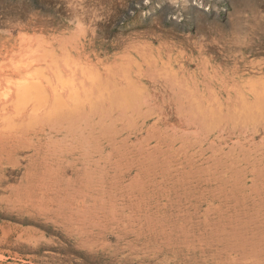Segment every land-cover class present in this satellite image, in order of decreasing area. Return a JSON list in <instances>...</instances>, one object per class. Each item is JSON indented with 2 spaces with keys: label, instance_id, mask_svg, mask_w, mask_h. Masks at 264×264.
Wrapping results in <instances>:
<instances>
[{
  "label": "rangeland",
  "instance_id": "374dc122",
  "mask_svg": "<svg viewBox=\"0 0 264 264\" xmlns=\"http://www.w3.org/2000/svg\"><path fill=\"white\" fill-rule=\"evenodd\" d=\"M74 1L0 0V64L53 46L119 109L90 159L62 138L0 152V264H263L264 0Z\"/></svg>",
  "mask_w": 264,
  "mask_h": 264
},
{
  "label": "bare ground",
  "instance_id": "6f19581e",
  "mask_svg": "<svg viewBox=\"0 0 264 264\" xmlns=\"http://www.w3.org/2000/svg\"><path fill=\"white\" fill-rule=\"evenodd\" d=\"M76 1V0H75ZM74 1V2H75ZM185 1V0H184ZM72 2V1H71ZM82 2V1H81ZM99 2V1H98ZM70 3V2H69ZM77 3V2H76ZM72 4V3H70ZM79 3H77L78 5ZM100 5V4H99ZM186 5V4H185ZM70 6V5H69ZM83 7V6H82ZM85 7V6H84ZM71 8V7H70ZM74 8V6H73ZM79 8V7H78ZM91 9V8H90ZM93 9V8H92ZM91 9V10H92ZM83 10V9H82ZM81 10V11H82ZM99 10V9H98ZM32 11V10H31ZM25 12V11H24ZM168 12V11H167ZM83 14V13H82ZM55 15V14H54ZM69 15V14H68ZM84 15V14H83ZM90 15V14H89ZM44 16V15H43ZM73 16V15H72ZM17 17V16H16ZM72 18V17H71ZM84 19V17H82ZM88 18V16H87ZM13 19V18H12ZM17 19V18H15ZM73 19V18H72ZM90 19V18H89ZM12 21V20H11ZM84 22V21H83ZM17 23V21H16ZM19 23V22H18ZM53 23V22H52ZM67 23V22H66ZM78 23V22H77ZM89 23V22H88ZM12 24V23H11ZM4 25V24H3ZM81 27V26H80ZM236 27V26H235ZM77 28V27H76ZM86 28V27H84ZM13 29V28H12ZM74 29V28H73ZM4 30V29H3ZM81 30V29H79ZM239 30V29H238ZM35 31V30H34ZM83 31V29H82ZM19 33V32H18ZM84 33V32H83ZM75 34V33H74ZM94 34V33H93ZM39 35V34H38ZM29 36V35H28ZM80 36V35H79ZM30 37V36H29ZM161 37V36H160ZM35 38V37H33ZM32 38V39H33ZM70 38V37H69ZM74 38V37H73ZM42 39V38H41ZM63 39V38H62ZM67 40L68 37L66 38ZM166 39V38H165ZM35 40V39H34ZM72 40V39H71ZM76 40V39H74ZM133 40V39H132ZM37 41V40H36ZM31 39L25 40L18 51H9L2 56L0 64V152L6 151L7 146H18L19 143L41 144L48 139L49 142L61 139L62 142H70L72 148L70 156L82 155V150L88 155L94 148H87L81 145L84 138H92L96 134L97 121L106 122L107 119L114 120V115L110 116L107 109L118 108L117 101H109L110 94L107 95L104 87L88 82L93 71L91 67H79L75 61L59 59L56 48L47 47L42 49L41 44L31 43ZM41 42V41H40ZM44 42V41H43ZM48 42V40H47ZM51 42V41H50ZM66 42V41H65ZM180 42V41H179ZM39 43V41H38ZM67 43V42H66ZM77 43V42H76ZM144 43V42H143ZM164 43V42H163ZM44 44V43H43ZM95 44V43H94ZM135 44V43H134ZM146 44V43H145ZM148 44V43H147ZM48 45V44H47ZM65 44L61 45L62 47ZM67 45V44H66ZM70 45V43H69ZM78 45V43H77ZM81 45V44H80ZM138 45V44H136ZM144 45V44H143ZM46 46V45H45ZM51 46V45H50ZM76 46V44H75ZM82 46V45H81ZM121 46V45H120ZM130 46V45H129ZM139 46V45H138ZM3 47V46H2ZM65 47V46H64ZM60 49L63 56L72 54L68 48ZM74 47V46H73ZM140 47V46H139ZM77 48V47H74ZM232 48V47H231ZM7 49V48H6ZM11 48H9L10 50ZM172 49V48H171ZM5 50V48H4ZM59 50V49H58ZM75 50V49H74ZM128 50V49H127ZM133 50V49H132ZM138 50V49H137ZM209 50V49H208ZM77 51V50H75ZM93 51V50H92ZM142 51V50H141ZM169 51V50H168ZM128 52V51H126ZM140 52V51H139ZM79 53V52H78ZM127 54V53H126ZM161 54V53H160ZM168 54V52H167ZM61 55V54H60ZM61 57L63 58V56ZM69 56V58H70ZM201 56V55H200ZM150 57V56H149ZM71 59V58H70ZM135 59V58H134ZM79 62V61H78ZM81 62V61H80ZM79 62V63H80ZM87 62V60H86ZM125 62V61H124ZM85 63V62H83ZM127 63V62H126ZM142 63V62H141ZM94 65H96L94 63ZM101 65V64H100ZM115 65V63L113 64ZM166 65V64H165ZM93 66V64H92ZM116 66V65H115ZM151 66V64H150ZM87 68V69H86ZM95 68V67H93ZM160 68V67H159ZM98 69V68H96ZM147 69V68H146ZM205 69V68H204ZM92 70V71H91ZM95 70V69H94ZM106 70V69H105ZM136 70V69H135ZM161 70V69H160ZM215 70V69H214ZM144 71V70H142ZM146 71V70H145ZM148 71V70H147ZM154 72V71H153ZM90 73V75H89ZM94 71L92 72V74ZM145 73V72H144ZM97 74V73H96ZM107 74V73H106ZM116 74V73H115ZM122 74V73H121ZM120 74V75H121ZM156 74V73H155ZM147 75V74H146ZM151 75V74H150ZM186 75V74H185ZM156 76V75H155ZM165 76V75H164ZM181 76V75H180ZM105 77V76H104ZM107 77V76H106ZM113 76H111L112 78ZM149 77V76H148ZM203 77V76H202ZM212 77V76H211ZM93 78V77H92ZM103 78V76H102ZM115 78V77H114ZM147 78V77H146ZM150 78V77H149ZM215 78V77H214ZM126 79V78H124ZM155 79V78H153ZM94 80V79H91ZM105 80V79H104ZM128 80V79H126ZM98 81H101L98 79ZM96 81V83L98 82ZM119 81V80H117ZM156 81V79H155ZM175 81V80H174ZM200 81V80H199ZM110 82V80H109ZM116 82V81H114ZM113 82V83H114ZM158 82V81H157ZM171 82V81H170ZM194 82V81H193ZM95 83V82H94ZM100 83V82H99ZM173 83V82H172ZM182 83V82H181ZM206 83V82H205ZM102 84V82H101ZM105 85V82L103 81ZM116 84V83H115ZM122 84V82L120 83ZM168 84V83H167ZM166 84V85H167ZM171 84V83H170ZM185 84V82H184ZM107 85V84H106ZM111 85V84H110ZM109 85V86H110ZM172 85V84H171ZM108 86V85H107ZM112 86V85H111ZM162 86V85H161ZM172 87H175L172 86ZM181 87V86H180ZM110 88V87H108ZM168 88V87H167ZM171 88V87H169ZM182 88V87H181ZM113 89V88H112ZM115 89V88H114ZM118 89V87H117ZM124 89V88H123ZM153 89V88H152ZM179 89V88H178ZM185 89V88H184ZM182 89V90H184ZM180 90V89H179ZM112 91V90H110ZM177 91V90H176ZM195 91V89H194ZM193 91V92H194ZM208 91V90H207ZM126 92V91H125ZM124 92V94H126ZM165 92V91H164ZM175 92V91H174ZM183 92V91H182ZM209 92V91H208ZM113 93V92H111ZM117 93V91L115 92ZM113 93V94H115ZM154 93V92H152ZM185 93V92H183ZM121 94V92H119ZM123 94V93H122ZM173 94V93H172ZM181 94V93H180ZM151 95V94H150ZM162 95V94H161ZM175 95V94H173ZM172 95V96H173ZM177 95V94H176ZM118 96V93H117ZM122 96V95H121ZM153 96V95H152ZM156 96V95H155ZM179 96V95H178ZM177 96V97H178ZM112 97V96H111ZM114 97V96H113ZM119 97V96H118ZM165 97V96H164ZM170 97V96H169ZM176 97V98H177ZM196 97V96H195ZM202 97V96H201ZM237 97V96H236ZM116 98V95H115ZM145 98V97H144ZM163 98V97H162ZM168 98V97H167ZM200 98V96H199ZM205 98V97H204ZM235 98V97H234ZM125 99V98H123ZM157 99V98H156ZM187 99L186 97L184 98ZM201 99V98H200ZM238 99V98H237ZM143 100V99H142ZM179 100V99H178ZM125 101H128V99ZM145 101V100H144ZM150 101V100H149ZM190 101V100H189ZM188 101V102H189ZM247 101V100H246ZM108 102V104H107ZM139 102V101H138ZM137 103V102H136ZM233 103V102H232ZM231 103V104H232ZM235 103V102H234ZM129 104V103H128ZM195 104V103H194ZM158 105V104H157ZM155 105L154 107H156ZM171 105V104H170ZM229 105V104H228ZM152 106V105H151ZM168 106V105H167ZM108 107V108H107ZM125 107V106H123ZM171 107V106H170ZM231 109V106H229ZM131 108V107H130ZM141 109V107H139ZM195 108V107H194ZM119 109V108H118ZM121 109V108H120ZM126 109V107H125ZM136 109V108H135ZM159 109V108H158ZM175 109V108H174ZM107 111V112H106ZM124 111V110H123ZM127 111V110H126ZM173 111V110H172ZM208 111V110H207ZM111 113L114 112L110 111ZM119 112V111H118ZM144 112V111H143ZM158 112V111H157ZM176 112V111H175ZM162 113V112H161ZM196 113V111H195ZM109 114V115H108ZM130 114V113H129ZM169 114V113H168ZM224 114V113H223ZM230 114H232L230 112ZM125 115L124 112L122 116ZM138 115V114H137ZM156 115V114H155ZM217 115V114H216ZM121 116V117H122ZM126 116V115H125ZM124 116V117H125ZM145 116V115H144ZM224 116V115H223ZM120 117V116H119ZM120 117V118H121ZM150 117V116H149ZM147 118V117H146ZM116 120V119H115ZM129 120V119H128ZM144 121V120H143ZM164 122V121H163ZM114 124V121L111 122ZM122 123V122H121ZM126 124V123H125ZM132 124V123H131ZM103 125V124H100ZM105 125V124H104ZM118 125V124H116ZM137 126V124H134ZM124 126V125H123ZM121 127V126H120ZM154 127V126H153ZM152 127V128H153ZM117 128V127H115ZM122 128V127H121ZM124 128V127H123ZM118 129V128H117ZM125 130V129H123ZM154 130V129H153ZM168 130V129H167ZM173 130V129H172ZM117 131V130H116ZM126 131V130H125ZM141 131V130H140ZM102 133V131H101ZM117 133H119L117 131ZM116 133V135H117ZM123 133V132H122ZM121 134V133H120ZM170 134V133H169ZM123 135V134H122ZM157 135V134H156ZM102 143L94 150V153L103 155L110 151V155L117 153L114 137H107L103 134ZM120 136V135H119ZM132 136V135H131ZM165 136V135H164ZM135 138V137H134ZM159 138V137H158ZM187 138V137H186ZM107 139V144L105 141ZM126 139V138H125ZM124 139V140H125ZM143 139V137H142ZM171 139V137H170ZM173 139V138H172ZM58 140V141H57ZM116 140V139H115ZM185 140V139H184ZM199 140V139H198ZM60 141V142H61ZM126 141V140H125ZM175 141V140H174ZM186 141V140H185ZM191 141V140H190ZM87 142V141H85ZM84 142V143H85ZM157 142V141H156ZM199 142V141H198ZM142 143V142H141ZM65 144V143H64ZM86 144V143H85ZM96 144V143H95ZM135 144V143H133ZM226 144V143H225ZM26 145V144H25ZM46 145V144H45ZM53 145L47 144V146ZM124 145V144H123ZM122 145V146H123ZM160 145V144H159ZM193 145V144H191ZM47 146L45 148H47ZM49 146V147H50ZM54 146V145H53ZM65 146V145H64ZM92 147L93 144L91 145ZM130 146V145H129ZM211 146V145H210ZM224 146V145H223ZM23 147V144H22ZM34 147V146H33ZM48 147V148H49ZM67 147V146H66ZM144 147V146H143ZM142 147V149H143ZM61 148V147H60ZM123 148V147H122ZM127 148V147H126ZM11 149V148H10ZM15 149V148H14ZM26 149V148H25ZM57 149V148H56ZM130 149V148H129ZM133 149V148H132ZM141 149V148H139ZM211 149V148H210ZM16 150V149H15ZM20 150V148H19ZM43 150V148H42ZM46 150V149H44ZM59 150V149H58ZM209 150V149H208ZM14 151V150H13ZM38 151V150H37ZM57 151V150H56ZM55 151V155L56 152ZM120 151V150H119ZM145 151V150H144ZM186 151V150H185ZM234 151V150H231ZM7 152V151H6ZM48 152V151H47ZM54 152V151H53ZM52 152V154H54ZM175 152V150H174ZM205 152V150H204ZM10 153V152H9ZM14 153V152H13ZM25 153V152H24ZM64 152H62L63 154ZM212 153V152H211ZM228 153V152H227ZM230 153V152H229ZM228 153V154H229ZM61 154V155H62ZM204 154V153H203ZM109 155V156H110ZM168 155V154H167ZM175 155V154H174ZM220 155V154H219ZM226 155V154H224ZM126 156V155H125ZM211 156V155H210ZM25 157V156H24ZM162 157V156H161ZM179 157V156H178ZM216 157V156H215ZM231 157V156H230ZM245 157V155H244ZM61 158V157H60ZM165 158V157H164ZM209 158V157H208ZM212 158V157H211ZM227 158V157H226ZM108 159V158H107ZM167 159V158H166ZM210 159V158H209ZM219 159V157H218ZM221 159V158H220ZM249 159V158H248ZM73 160V159H72ZM95 160V159H94ZM98 160V159H97ZM95 160V161H97ZM214 160V159H213ZM238 160V159H237ZM240 160V159H239ZM244 160V159H243ZM260 160V159H259ZM57 161V160H56ZM75 161V160H74ZM94 161V162H95ZM99 161V160H98ZM167 161V160H166ZM209 161V160H208ZM227 161V160H226ZM253 161V160H252ZM256 161V160H255ZM62 162V161H61ZM93 162V161H91ZM127 162V161H126ZM125 162V163H126ZM144 162V161H143ZM187 162V160H186ZM205 162V161H204ZM220 162V161H219ZM237 162V161H236ZM241 162V161H240ZM246 162V161H245ZM23 163V162H21ZM217 163V161H216ZM223 163V162H222ZM231 163V162H230ZM239 163V162H238ZM237 163V164H238ZM120 164V163H118ZM170 164V163H169ZM207 164V163H206ZM221 164V163H220ZM257 164V163H256ZM88 165V164H87ZM255 165V163H254ZM58 166V165H57ZM104 166V165H103ZM102 166V167H103ZM110 166V165H109ZM125 166V165H124ZM163 166V165H162ZM105 167V166H104ZM137 167V166H136ZM10 168V167H9ZM59 168V167H58ZM57 168V169H58ZM242 168V167H241ZM252 168V167H251ZM260 168V167H259ZM148 169V168H147ZM162 169V168H161ZM207 169V168H206ZM231 169V168H230ZM243 169V168H242ZM87 169H85L86 171ZM99 170V168H98ZM169 171V170H168ZM203 171V170H202ZM227 171V170H226ZM239 171V169H238ZM264 171V170H263ZM51 172V171H50ZM73 172V171H72ZM89 172V171H88ZM91 172V171H90ZM105 172V171H104ZM147 172V171H146ZM164 172V171H163ZM199 172V171H198ZM216 172V171H215ZM224 172V171H223ZM258 172V170H257ZM52 173V172H51ZM87 173V171H86ZM165 173V172H164ZM203 173V172H202ZM225 173V172H224ZM248 173V172H247ZM50 174V173H49ZM79 174V173H78ZM99 174V173H98ZM172 174V173H171ZM204 174V173H203ZM219 174V173H218ZM242 174V173H241ZM14 175V174H13ZM12 175V176H13ZM149 175V174H148ZM158 175V174H157ZM231 175V174H230ZM229 175V176H230ZM239 175V173H238ZM11 176V177H12ZM84 176V175H83ZM91 176V175H90ZM98 176V175H97ZM196 176V175H195ZM224 176V175H223ZM82 177V176H81ZM95 177V176H94ZM100 177V176H99ZM199 177V176H198ZM212 177V176H211ZM241 178V177H240ZM58 179V178H57ZM102 179V178H101ZM99 179V180H101ZM170 179V178H169ZM216 179V178H214ZM264 179V178H263ZM70 180V179H69ZM67 180V181H69ZM72 180V179H71ZM87 180V178H86ZM200 180V179H199ZM206 180V179H205ZM217 180V179H216ZM228 180V178L226 179ZM225 180V181H226ZM237 180V179H236ZM113 181V180H112ZM218 181V180H217ZM223 181V180H222ZM60 182V181H59ZM76 182V181H75ZM83 182V181H82ZM115 182V181H114ZM234 182V180H233ZM56 183V182H55ZM235 183V182H234ZM84 184V183H82ZM101 184V183H100ZM96 185V184H95ZM130 185V184H128ZM141 185V184H140ZM252 185V184H251ZM254 185V184H253ZM46 186V185H45ZM93 186V185H92ZM116 186V185H115ZM127 186V185H125ZM200 186V185H199ZM129 187V186H128ZM210 187V186H209ZM264 187V186H263ZM77 188V187H76ZM92 188V187H91ZM136 188V187H135ZM220 188V187H219ZM245 188V187H244ZM255 188V187H254ZM79 189V188H78ZM77 189V190H78ZM111 189V188H110ZM227 189V188H226ZM140 190V189H139ZM225 190V189H224ZM229 190V189H228ZM231 190V189H230ZM71 190H68V192ZM106 191V190H105ZM109 191V190H108ZM142 191V190H140ZM219 191V190H218ZM255 191V190H254ZM257 191V189H256ZM85 192V191H84ZM88 192V191H87ZM225 192V191H224ZM78 193V192H77ZM133 193V191H132ZM249 193V192H248ZM252 193V192H251ZM254 193V192H253ZM108 194V193H107ZM254 195V194H253ZM91 196V195H90ZM260 196V195H259ZM12 197V196H11ZM65 197V196H64ZM125 197V195H124ZM141 197V196H140ZM152 197V196H151ZM187 197V196H186ZM226 197V196H225ZM250 197V196H249ZM117 198V197H116ZM182 198V197H181ZM259 198V197H258ZM77 199V198H76ZM127 199V198H126ZM157 199V198H156ZM228 199V198H227ZM230 199V198H229ZM110 200V199H109ZM179 200V199H178ZM183 200V199H182ZM115 201V200H114ZM156 201V200H155ZM185 201V200H183ZM236 201V200H235ZM83 202V201H82ZM180 202V201H179ZM111 203V202H110ZM234 203V202H233ZM71 204V203H70ZM130 204V203H129ZM174 204V203H173ZM180 204V203H179ZM185 204V202H184ZM183 204V205H184ZM103 205V204H102ZM106 205V204H105ZM178 205V204H177ZM189 205V204H188ZM14 206V205H13ZM114 206V205H113ZM182 206V204L180 205ZM40 207V206H39ZM117 207V206H116ZM131 207V206H130ZM135 207V206H134ZM21 208V207H20ZM56 208V207H55ZM79 208V207H78ZM82 208V207H81ZM172 208V206H171ZM176 208V207H174ZM185 208V206H183ZM216 208V207H215ZM249 208V207H248ZM95 209V208H94ZM179 210V209H178ZM182 210V209H181ZM227 210V209H226ZM229 210V209H228ZM263 210V208H262ZM48 211V210H47ZM87 211V210H86ZM157 211V210H156ZM183 211V210H182ZM89 212V211H88ZM95 212V211H94ZM102 212V211H101ZM146 212V211H145ZM185 212V210H184ZM204 212V211H203ZM259 212V211H258ZM92 213V212H91ZM114 213V212H113ZM245 213V212H244ZM264 213V212H262ZM68 214V213H67ZM79 214V213H78ZM187 214V213H186ZM207 214V213H206ZM261 214V213H260ZM59 215V214H58ZM72 215V214H71ZM83 215V214H82ZM155 215V214H154ZM218 215V214H217ZM42 216V215H41ZM140 216V215H139ZM181 216V214H180ZM184 216V215H183ZM182 216V218H183ZM188 216V215H187ZM256 216V215H255ZM74 217V216H73ZM91 218V216H89ZM102 217V216H101ZM82 218V217H81ZM181 218V217H179ZM186 218V217H185ZM249 218V217H248ZM258 218V217H257ZM264 218V217H263ZM72 219V218H71ZM77 219V218H76ZM160 220V219H159ZM48 221V220H47ZM66 221V220H65ZM88 221V220H86ZM95 221V220H94ZM188 221V220H187ZM227 221V220H226ZM238 221V220H237ZM259 221V220H258ZM97 222V221H96ZM134 222V221H133ZM178 222V221H177ZM186 222V221H185ZM204 222V221H203ZM184 223V222H183ZM206 223V222H205ZM68 224V223H67ZM180 224V222H179ZM64 225V224H63ZM235 225V224H234ZM74 227V226H73ZM81 227V226H80ZM234 227V226H233ZM257 227V226H256ZM67 229V228H66ZM264 229V228H263ZM229 230V229H228ZM76 231V230H75ZM183 231V230H182ZM212 232V231H211ZM77 233V232H76ZM80 233V232H79ZM127 233V232H126ZM216 233V232H215ZM257 233V232H256ZM252 234V233H251ZM110 235V234H109ZM210 235V234H209ZM253 237V236H252ZM242 238V237H241ZM240 238V239H241ZM92 240V239H91ZM241 241V240H240ZM260 243V242H259ZM143 244V243H142ZM241 244V243H240ZM248 244V243H247ZM245 245V244H244ZM242 246V245H241ZM241 248V247H240ZM250 248V247H249ZM245 250V249H244ZM249 250V249H248ZM162 251V250H161ZM247 251V250H246ZM264 252V251H263ZM255 253L254 255H256ZM260 254V252H259ZM247 255V253H246ZM249 257V256H248ZM254 257V256H253ZM260 257V256H259ZM246 258V257H245ZM244 258V259H245ZM263 258V257H262ZM247 261V260H246ZM233 262V261H231ZM237 262V260L235 261ZM253 263V262H251ZM260 263V262H258ZM244 264V263H243ZM257 264V263H254ZM264 264V263H263Z\"/></svg>",
  "mask_w": 264,
  "mask_h": 264
}]
</instances>
